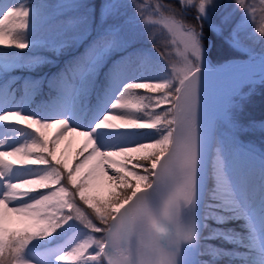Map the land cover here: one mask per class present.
I'll return each mask as SVG.
<instances>
[{"label": "snow or ice", "instance_id": "1", "mask_svg": "<svg viewBox=\"0 0 264 264\" xmlns=\"http://www.w3.org/2000/svg\"><path fill=\"white\" fill-rule=\"evenodd\" d=\"M44 53L70 56L13 74ZM257 79L264 0L0 5V264H264V152L235 119Z\"/></svg>", "mask_w": 264, "mask_h": 264}, {"label": "rangeland", "instance_id": "2", "mask_svg": "<svg viewBox=\"0 0 264 264\" xmlns=\"http://www.w3.org/2000/svg\"><path fill=\"white\" fill-rule=\"evenodd\" d=\"M8 0H0V5H2L3 3H7ZM44 3L51 5V6H55L58 3L61 2H71V0H43ZM83 2L87 3V4H98V0H83ZM225 2H228V0H225ZM189 19H191V17H189ZM91 23V22H90ZM205 32L206 34H208L210 36L211 39V34L208 33V26L207 24H205ZM249 46L255 51V52H260L262 50V46L259 43H253V42H248ZM214 45L216 47V51L218 49V46H220L222 48V53L223 55H221L220 57H217L216 55V51L215 48H212V58H213V62L217 63L219 62L220 64H223L225 62H240V61H245L244 58H242L241 53L236 52L232 49H230L228 47V45L226 43L223 42V40L221 38H215L214 39ZM148 47H151V45H147ZM214 49V50H213ZM5 51H17V52H24L26 53L28 50L27 49H4ZM45 55L49 56L50 59H54L55 63L54 64H46L38 69L35 70V72H26V71H20V72H16L13 73L16 76L19 77H24V76H41V75H50L52 73H55L59 70L60 67L63 66V61L68 59L70 56V53H65L63 56L59 57V58H55L53 57L52 53H44ZM214 80L213 78H210V82ZM255 84H260L259 80H257V82L254 83ZM253 87V86H252ZM254 89V87H253ZM245 92L248 91V88L245 87L243 89ZM37 102H39L42 97H37ZM162 110V109H161ZM239 117V112L236 111L235 113V119L237 120ZM53 132L55 131V129L52 130ZM84 138L82 136H77V135H73L71 137H69L67 140H65L62 144H61V151L65 152V155L67 157V159L71 162V163H75V153L78 150V148L83 144ZM247 147L252 148L256 154V156L258 157L259 154L261 152H264V147H260L258 145H253L250 144L248 142H243ZM264 143V141H263ZM254 166L258 172V168H259V160L258 158L254 161ZM106 188H102L101 192L106 193ZM216 243V242H214ZM206 258V257H205Z\"/></svg>", "mask_w": 264, "mask_h": 264}, {"label": "trees", "instance_id": "3", "mask_svg": "<svg viewBox=\"0 0 264 264\" xmlns=\"http://www.w3.org/2000/svg\"><path fill=\"white\" fill-rule=\"evenodd\" d=\"M216 51V47H214ZM222 48L218 46L215 52L217 57L223 55ZM27 72V71H26ZM253 94L243 101L241 110H238L239 117L236 120L243 131L237 134L242 142H248L253 145L264 147V131L261 130L260 125L264 123V85H253ZM216 241H212L214 243ZM207 258V257H206Z\"/></svg>", "mask_w": 264, "mask_h": 264}, {"label": "bare ground", "instance_id": "4", "mask_svg": "<svg viewBox=\"0 0 264 264\" xmlns=\"http://www.w3.org/2000/svg\"><path fill=\"white\" fill-rule=\"evenodd\" d=\"M245 61H240V62H225L223 63L225 66H228V64H241L244 63ZM214 80H212L211 82L209 81V93H210V97H214L215 94L217 93V91L219 89L225 88L226 87V78L222 77L220 75H216L214 74L212 77ZM258 80V79H257ZM256 80V82H257Z\"/></svg>", "mask_w": 264, "mask_h": 264}]
</instances>
